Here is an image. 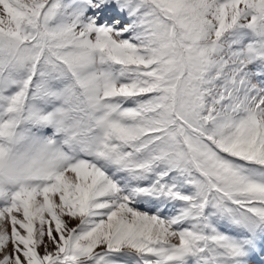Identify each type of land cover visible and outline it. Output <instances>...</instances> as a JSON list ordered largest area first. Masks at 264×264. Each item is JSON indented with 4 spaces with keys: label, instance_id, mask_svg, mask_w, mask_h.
<instances>
[{
    "label": "snow or ice",
    "instance_id": "snow-or-ice-1",
    "mask_svg": "<svg viewBox=\"0 0 264 264\" xmlns=\"http://www.w3.org/2000/svg\"><path fill=\"white\" fill-rule=\"evenodd\" d=\"M0 264H264V0H0Z\"/></svg>",
    "mask_w": 264,
    "mask_h": 264
}]
</instances>
